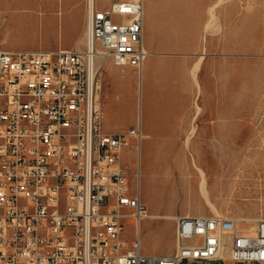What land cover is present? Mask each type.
Listing matches in <instances>:
<instances>
[{
  "label": "built area",
  "instance_id": "2783aa9c",
  "mask_svg": "<svg viewBox=\"0 0 264 264\" xmlns=\"http://www.w3.org/2000/svg\"><path fill=\"white\" fill-rule=\"evenodd\" d=\"M145 55L143 0H87L73 48L0 50V264L264 262V220L249 234L219 213L178 215L173 252L142 251L147 205L122 160L141 128L102 129L100 72L107 57L140 71Z\"/></svg>",
  "mask_w": 264,
  "mask_h": 264
},
{
  "label": "rangeland",
  "instance_id": "374dc122",
  "mask_svg": "<svg viewBox=\"0 0 264 264\" xmlns=\"http://www.w3.org/2000/svg\"><path fill=\"white\" fill-rule=\"evenodd\" d=\"M107 1L95 0L97 6ZM152 1L149 0V3ZM209 1L212 5L215 0ZM219 1H215L214 19L215 25H219L218 30L214 27L215 31H209L205 24L208 56L202 92L197 99L202 107L201 114L196 123H188L183 131V135L187 136L192 125H196L194 134L188 138V143L186 137L158 140L156 134H150L141 138L139 149H136V141L132 140V144L124 148L122 160L128 168L130 183L137 182L149 213L211 214L215 213L214 206L224 216L241 218V227L253 233L257 221L264 220V0H237L241 21L235 43L229 37L233 15L228 9L232 0ZM147 2L145 0V5ZM190 10L188 5L186 11ZM187 23L185 35L190 37L192 28ZM55 27L54 24L30 18L5 20L0 23V43L20 50L33 46L45 48L52 45L50 40ZM102 70L108 80L111 73L108 66L102 67ZM145 72L144 64L138 85L142 120L149 115L150 102L156 108L162 106L157 96L153 98ZM118 78L123 84L120 88L121 102L129 113L133 104L137 103L133 88L137 85L136 79L129 72H121ZM107 80L103 85L104 102ZM130 83L133 87L129 86ZM217 111L219 119L216 118ZM217 125L219 131L224 132L223 137L214 134ZM225 155L229 161L225 160ZM213 157L215 161L211 160ZM223 157L225 164L220 165L218 160ZM237 158L239 160L231 165V161ZM246 158L247 163L244 162ZM164 159L167 160V170L160 172L158 161ZM203 179H206L205 186ZM161 185L170 192L166 194V199L160 193ZM203 187L208 189V198L201 192ZM249 218L254 219L247 220ZM251 224L255 227L247 229ZM174 230L173 218L157 215L143 217L139 224L142 251L157 255L172 253ZM123 236L128 243L134 239L135 224L132 219L125 220ZM195 264L225 263L221 260H199Z\"/></svg>",
  "mask_w": 264,
  "mask_h": 264
},
{
  "label": "crops",
  "instance_id": "0c3cea01",
  "mask_svg": "<svg viewBox=\"0 0 264 264\" xmlns=\"http://www.w3.org/2000/svg\"><path fill=\"white\" fill-rule=\"evenodd\" d=\"M113 1L115 0H108L97 6L94 0L95 6L98 8H107ZM188 5L191 8L189 12L186 11ZM209 7V0H153L151 3L148 0L146 5L145 0H143V44L146 55L141 70L138 71L132 65H116L109 57L103 62L102 67L108 66L111 72V76L108 75V80L103 70L100 73L101 125L105 132H127L129 128L139 124L142 133L141 138L150 134H156L155 138L158 140L186 137L183 135V131L186 129L185 125L196 123L201 114L202 107L197 99L202 92L205 60L208 56V46L206 45L208 31L205 30V24L209 19ZM228 10L233 15V20L229 26V37L231 36V42L235 43L236 35L240 32L238 24L241 21L237 0H232ZM86 14L87 0H0V23L9 19L30 18L34 21L56 26L54 35L50 40L52 45L45 48L33 46L22 50L73 48L83 38ZM187 22L192 28L190 37L185 35ZM0 50L20 49L5 47L0 43ZM151 57L154 58L150 60ZM200 57L196 77H193L194 67ZM144 64L146 65V81L153 98L157 96L160 103L165 98V101L171 103H169L170 106L169 104H162L156 108L150 102L148 105L149 115L142 120L138 85ZM121 72L132 73L137 83L134 87L132 83L129 84L130 87L134 88L137 97V103L133 104L129 113L121 102L120 88L123 84L118 78ZM105 79L109 83L105 94L107 98L104 102L103 85ZM194 80L198 82V86ZM195 102L201 107L199 112L196 111ZM216 116L219 119L218 111ZM220 117L223 118L221 115ZM159 125L160 127H158ZM216 131L214 134L217 137L219 135L223 137L224 132L219 131V125H217ZM260 264H264V262Z\"/></svg>",
  "mask_w": 264,
  "mask_h": 264
},
{
  "label": "bare ground",
  "instance_id": "6f19581e",
  "mask_svg": "<svg viewBox=\"0 0 264 264\" xmlns=\"http://www.w3.org/2000/svg\"><path fill=\"white\" fill-rule=\"evenodd\" d=\"M219 1V0H218ZM223 1V0H222ZM220 2V1H219ZM218 2V3H219ZM216 5H217V3H213L212 5H210V7H209V14H210V19H209V21L207 22V24H206V29L207 30H209V31H213L214 29V27H217V30H218V26L219 25H215L216 23L214 22V19H215V16H216V12H215V7H216ZM217 22V21H216ZM219 24V23H218ZM205 29V30H206ZM215 31V30H214ZM200 56H202V55H200ZM200 60H201V57H200V59L198 60V62L196 63V65H195V67H194V70H193V77H196V70L198 69V64L200 63ZM195 79H197V78H195ZM195 82H196V80H194ZM199 81V80H198ZM197 83V86H198V82H196ZM140 90V89H139ZM198 91V90H197ZM170 95H171V93H170ZM155 96V95H154ZM165 99V98H164ZM163 99V101H161V104H164V105H167V104H169V103H171V102H167V101H165ZM167 100V99H166ZM169 100V99H168ZM171 100V99H170ZM172 101V100H171ZM158 102H160V101H158ZM149 103V102H148ZM196 103V111L197 112H199V110H200V106L198 105V103L197 102H195ZM169 106H170V104H169ZM162 109H163V107H162ZM167 110V109H166ZM167 112V111H166ZM164 114H165V112H164ZM165 116V115H164ZM163 122V121H162ZM160 123V122H159ZM167 123V122H166ZM166 123H164V124H166ZM156 124V123H155ZM161 124V123H160ZM163 124V123H162ZM156 126V125H155ZM158 127H160V125L158 126ZM165 127V126H164ZM159 129V128H158ZM195 130H196V125H192V127H191V129H190V131H188V135L186 136V142L188 143V138H190L193 134H194V132H195ZM192 139V138H191ZM139 149V148H138ZM162 151V150H161ZM140 153V152H139ZM157 155V154H156ZM248 155H250V154H248ZM166 156V155H165ZM172 157V156H171ZM248 157V156H247ZM160 158V157H159ZM247 159L248 158H246V160H244V162L245 163H247ZM212 161H215V158L213 157L212 159H211ZM225 160L227 161L228 159H226V155H225ZM225 160H224V157L222 158V159H220V160H218L219 161V164L220 165H224L225 164ZM237 160H239V158H237L236 160H234V161H231V165L235 162V161H237ZM140 161V160H139ZM229 161V160H228ZM159 162V166H160V172H163L167 167L165 166V164H167V160L166 159H164L163 161H158ZM165 162V163H164ZM171 162V161H170ZM205 162H207V161H205ZM209 162H210V160H209ZM251 162H253V161H251ZM255 163V162H254ZM138 164H139V162H138ZM205 164V163H204ZM251 164V163H250ZM200 168V167H199ZM167 170V169H166ZM200 170H202L201 168H200ZM140 172V171H139ZM203 172V171H202ZM141 174V173H140ZM161 174V173H160ZM202 173H200V175H201ZM203 178H204V176H203ZM206 180V179H205ZM204 179L202 180V182L203 181H205ZM201 183V182H200ZM205 183V184H204ZM203 183V185L205 186L206 185V181ZM182 184V183H181ZM201 186H203L202 184H200ZM206 187H203V191H201V192H203L204 193V195L208 198V189L206 190L205 189ZM201 190H202V188H201ZM160 193L161 194H163V195H165V199L167 198V195L166 194H169L170 192H169V190L168 189H166L165 187H163L162 185L160 186ZM205 198V197H204ZM210 204V203H209ZM212 209H213V211L215 212V213H219V214H221L219 211H218V209L217 208H215L214 206H212ZM150 212V211H149ZM147 213V215L146 216H150V215H157V217L158 216H162L163 218L164 217H167V218H175L176 216H178V214H173V213ZM187 215H189V214H187ZM155 217V216H154ZM238 219H241V218H239L238 217ZM254 219V218H253ZM252 218L250 219H247V220H253ZM253 227H255V225L254 224H251L250 225V227H248L247 229H249V228H253ZM223 228H224V230L225 231H228L230 228H231V223L229 222V221H225L224 223H223ZM256 229V228H255ZM248 233V232H247ZM249 234H254V233H249Z\"/></svg>",
  "mask_w": 264,
  "mask_h": 264
}]
</instances>
